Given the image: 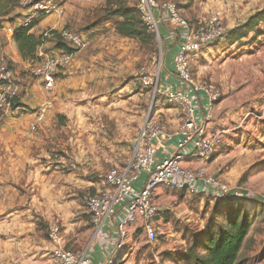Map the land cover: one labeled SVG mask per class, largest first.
Segmentation results:
<instances>
[{"label": "rangeland", "instance_id": "rangeland-1", "mask_svg": "<svg viewBox=\"0 0 264 264\" xmlns=\"http://www.w3.org/2000/svg\"><path fill=\"white\" fill-rule=\"evenodd\" d=\"M56 1L65 9L63 16L67 14L60 29L86 36L91 43L78 50L71 63L58 73L57 81L64 84L60 88L57 85V94L48 99L52 108L46 122L33 127L26 136L13 128L4 129L8 118L0 122V165L29 166L28 170L10 173L19 176V182L11 181L8 172L9 184L23 196L26 206L38 211L43 208L46 215L53 212L55 201L56 212L51 214L55 217L50 218L54 222L45 225L38 220L44 247V241L51 242L52 224L62 225L66 217L69 221L79 215L86 217L81 206L85 196L94 194L96 188L85 189V185H101L112 167L123 166L133 157L149 120L165 125L170 135H178L184 121L182 107L154 94V87L145 86L139 77L140 69L151 65L162 52L161 88V76L173 56L161 32L158 37L149 29L155 35L154 42L142 44L119 35L114 26L116 18H110L120 4L138 9L140 0ZM158 4H174L180 17L192 26L220 13L229 31L264 8V0H158ZM161 18L160 26L164 25L179 41V24L170 16L167 21ZM231 20L235 21L232 26ZM257 31L259 34L252 31L234 45L228 40L216 42L191 57L195 84L201 91L213 88L220 95L214 104L211 130L228 131L218 152L207 161L206 171L241 196L242 203L238 204L255 218L240 256L243 264H264V23ZM52 46L42 52L49 53ZM12 69L21 95L18 79L29 74V80L34 81L33 66ZM4 180L0 171V181ZM156 194L162 214L154 221L157 240L149 242L143 229L136 227L125 245L113 249L109 256L115 264H173L168 257L190 246L192 234L206 225L220 201L210 195L190 197L173 190ZM18 198L13 192L9 194L10 200L20 201ZM11 240L14 238L0 233V244ZM94 243L90 239L85 250L79 251L90 249ZM66 244L70 249L72 244ZM13 254L16 259L17 253Z\"/></svg>", "mask_w": 264, "mask_h": 264}, {"label": "built area", "instance_id": "built-area-1", "mask_svg": "<svg viewBox=\"0 0 264 264\" xmlns=\"http://www.w3.org/2000/svg\"><path fill=\"white\" fill-rule=\"evenodd\" d=\"M17 2L18 8L24 12L22 27H31L38 20L50 16L64 15V7L56 0H17ZM162 8L166 9L170 18L184 30L179 50L173 59L175 73L195 93L205 92L208 108L200 117L194 99L185 91L162 92L159 83L163 63L162 52L151 65L140 69L141 83L147 87H154V94L163 95L170 104L182 107L184 121L178 134L181 141L177 145V150L163 162L158 163L156 144L162 139H172L173 135H170L165 125L159 121L149 120L134 147L133 157L123 166L112 167L103 177L100 190L85 196L83 209L94 229V239L109 219L123 212V219L118 225L119 249L125 245V240L131 234L130 229L137 225L143 229L149 242L157 240L154 221L162 215L156 201V193L159 189L185 191L190 196H195L202 193L199 184H204L211 188L207 195L213 196L216 200L230 198L242 202L241 196L233 193L217 178L210 176L204 168L193 169L185 166V163L193 160L208 161L218 152L223 143V135L228 132L211 130L214 104L220 95L213 88L201 91L195 84L191 73V57L225 39L232 29L227 30L220 13H215L192 26L180 17L174 4L160 7L157 0H140L138 9L142 19L158 37L161 32L159 16ZM52 31V29L45 30L43 37L50 38ZM60 34L76 51L91 43L87 37L65 29L61 30ZM71 61L72 55L61 50L57 51L34 64L31 70L32 76L44 84L48 93H52L58 82V73ZM15 82L8 61L5 58L0 59V122L7 115L20 110L19 108L13 110L14 100L19 93ZM51 108L52 103L47 100L38 111L37 122L33 127L46 119ZM188 145H193V151L189 154L182 153ZM145 174L150 175L147 185L137 188L135 183ZM262 202L264 204V200ZM49 239L54 245V249L49 254L50 264H92L88 250L80 252L65 247L62 227L59 224L54 223L50 226ZM103 264H115V262L108 259Z\"/></svg>", "mask_w": 264, "mask_h": 264}, {"label": "crops", "instance_id": "crops-1", "mask_svg": "<svg viewBox=\"0 0 264 264\" xmlns=\"http://www.w3.org/2000/svg\"><path fill=\"white\" fill-rule=\"evenodd\" d=\"M259 11H264V8L258 9V11L256 10V13ZM256 13L254 11V13L250 14V16L252 17ZM66 17L67 14L63 17L55 16L51 19H49L50 17H47L45 19L38 20L36 25L32 28L31 33L39 36L45 30L49 29L61 31L62 29H60L59 26L64 25L62 22H64ZM161 17L164 21H167L169 18V16L166 15H161ZM23 20L24 12L21 8H18V6L12 7L10 5L5 9L0 10V44L4 48L3 53L18 69L21 70L34 66L31 62L24 61L22 59L14 40V33L16 29L22 27L21 24ZM233 23H235V21L231 20L230 26H232ZM241 24L244 23L241 21ZM241 24L235 26H240ZM163 35L165 36L164 39L168 53H172L170 50L172 47V50H177L181 40L179 39L178 41L175 39L171 31L166 28ZM52 44V42H46L40 48L38 56L41 60L56 53L55 50H51L49 53L45 54L42 52L43 49L49 48ZM169 60H167V68L161 76L162 92L185 91L194 99V102L198 107V114L202 117L208 108L206 94L204 92L195 93L190 87L182 82L175 73L173 60H171V63H169ZM28 75H23L18 79L21 82V95L19 98V104L21 105L19 108L20 110L7 115L5 118L8 119H6L4 123L6 127H3L4 129L13 128L15 131L20 132L23 136H26L28 131H30L37 122V113L41 106L49 98H52V96L57 94V85L58 88H60L64 84L57 82L55 90L52 93H48L44 88V84L40 80L35 79L34 81H31L29 80L30 78ZM18 116L20 118H17ZM180 141L181 137L177 134L173 135V138L170 140H160L159 143L156 144L158 150L157 162L161 163L173 155V153L177 150V145ZM193 149V145H188L182 150V153L189 154L193 151ZM206 163L207 161L193 160L185 163V166L193 169L204 168L206 170ZM28 167V165L23 164L0 165V171L6 177V180L0 181V233L3 232L6 236L14 238L13 242L11 240L0 244V261H2L0 264H50L49 254L54 249V245L51 242L48 243V240L44 241V244L46 243L45 247L42 245L43 238H41V236L43 235L41 229L38 228V220L42 219L45 222V225H50L51 222H54L51 221L50 218L55 217V215L51 216V214L56 212L55 201H53V212L49 211L46 215L43 208L41 211H38L35 207L26 206L25 201L22 198L23 196H20L21 194L16 191L15 187L9 184L11 181H20V177L17 175H10L11 172H21V170L25 171L28 170ZM8 172L11 177V181L9 180L7 174ZM149 178L150 175L145 174L135 183V185H137L138 188H143L147 185ZM85 186V189L88 188V186H94L96 188L94 194L97 193L101 187V185L97 183H91V185ZM199 188L202 192L199 195H207L208 191L211 189L206 187L204 184H199ZM80 190V193L83 192L82 189ZM162 191L163 189H159L157 193ZM12 192L17 196V198L19 196L18 199L20 201L9 199V194ZM175 193H184V195L190 196L185 191H175ZM81 208H83V205ZM83 212L82 214H85V212ZM122 219L123 212H121L118 216L109 219L105 223L99 235L94 239V229L87 216L83 217L82 215H79V217H74V219H70V221L66 217L63 220L64 223L62 225L60 224L62 229L65 226V230H63L64 245L65 247H68L66 243L69 245L72 244L70 249L74 251H79V249L85 250V244L93 238L95 243L90 249H87L88 256L92 264H103L105 261L110 259L109 256L112 255L111 253H113V249L116 250V247L118 248L119 246L120 235L118 232V225ZM136 227L139 226L137 225L130 229L131 233H135L134 229ZM13 252L17 253L16 259ZM44 259H46L45 263H43Z\"/></svg>", "mask_w": 264, "mask_h": 264}, {"label": "trees", "instance_id": "trees-1", "mask_svg": "<svg viewBox=\"0 0 264 264\" xmlns=\"http://www.w3.org/2000/svg\"><path fill=\"white\" fill-rule=\"evenodd\" d=\"M10 5L12 7L18 6L17 0H0V10ZM164 13H168V11L162 8L161 15ZM110 18H116L114 24L115 30L122 37L138 40L142 44L154 42V33L149 32V27L143 21L140 11L136 7L120 4L117 9L110 13ZM262 23H264V11H259L244 24L233 28L223 40H228L232 45L242 42V40L250 36L252 31L256 35L259 34L257 30ZM35 25L36 23L31 27H19L14 33L15 43L24 61H29L32 64L38 63L41 60L38 52L46 42L53 43L52 51L55 50L57 52L61 50L72 55L73 59L77 51L62 37L60 31L53 30L52 36L45 39L43 33L39 36L31 33ZM160 27L161 35L165 38L163 35L165 26ZM178 34H181L180 40L182 41L184 30L180 28V33ZM179 47L180 44L177 50L174 49L170 53V56L173 54V59ZM3 49V46L0 44V59L5 56ZM172 58L170 60H173ZM6 60L8 61V59ZM8 63L10 69L13 70L12 66L15 67V65L11 61H8ZM19 98L20 95L18 94L14 100L13 110L21 107ZM59 118L61 117L59 116ZM239 202L230 198L217 202L212 217H210L206 225L200 231L192 234L190 246L183 251H177L170 255L167 261L173 264H243L240 261V256L250 238L255 218L254 215H250L249 211L242 207V204L239 205Z\"/></svg>", "mask_w": 264, "mask_h": 264}, {"label": "bare ground", "instance_id": "bare-ground-1", "mask_svg": "<svg viewBox=\"0 0 264 264\" xmlns=\"http://www.w3.org/2000/svg\"><path fill=\"white\" fill-rule=\"evenodd\" d=\"M248 203V202H247Z\"/></svg>", "mask_w": 264, "mask_h": 264}]
</instances>
